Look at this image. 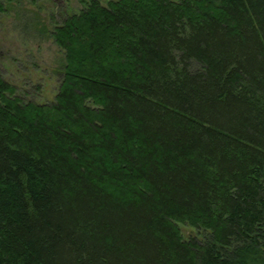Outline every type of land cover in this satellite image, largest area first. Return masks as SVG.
Masks as SVG:
<instances>
[{
    "label": "trees",
    "instance_id": "trees-1",
    "mask_svg": "<svg viewBox=\"0 0 264 264\" xmlns=\"http://www.w3.org/2000/svg\"><path fill=\"white\" fill-rule=\"evenodd\" d=\"M83 3L0 78V264H264V0Z\"/></svg>",
    "mask_w": 264,
    "mask_h": 264
},
{
    "label": "rangeland",
    "instance_id": "rangeland-1",
    "mask_svg": "<svg viewBox=\"0 0 264 264\" xmlns=\"http://www.w3.org/2000/svg\"><path fill=\"white\" fill-rule=\"evenodd\" d=\"M84 1L18 0L0 15V78L24 102L54 101L64 57L48 33L65 17L82 10ZM99 1L106 5L110 0ZM178 229L185 238L197 235L187 224L179 223Z\"/></svg>",
    "mask_w": 264,
    "mask_h": 264
}]
</instances>
